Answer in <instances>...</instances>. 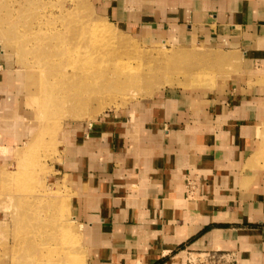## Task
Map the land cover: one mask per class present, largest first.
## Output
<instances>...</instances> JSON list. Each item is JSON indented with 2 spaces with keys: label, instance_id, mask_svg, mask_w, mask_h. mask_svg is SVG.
<instances>
[{
  "label": "crops",
  "instance_id": "0c3cea01",
  "mask_svg": "<svg viewBox=\"0 0 264 264\" xmlns=\"http://www.w3.org/2000/svg\"><path fill=\"white\" fill-rule=\"evenodd\" d=\"M99 3L123 27L180 48L233 52L241 64L211 96L172 91L148 111L90 123L73 142L63 132L85 264H186L188 251L211 248L236 264H264V0ZM7 72L0 101L12 108L13 98L1 96L12 85ZM27 124L12 125L18 145ZM188 179L196 182L191 195Z\"/></svg>",
  "mask_w": 264,
  "mask_h": 264
},
{
  "label": "rangeland",
  "instance_id": "374dc122",
  "mask_svg": "<svg viewBox=\"0 0 264 264\" xmlns=\"http://www.w3.org/2000/svg\"><path fill=\"white\" fill-rule=\"evenodd\" d=\"M99 1L0 0V73H12V81L4 82L12 85L1 96L17 104L4 107L0 101V264H19L29 254L41 256L40 264L87 263L82 226L73 218L76 188L64 131H72L73 142L90 123L108 115L126 118L148 111L172 91L211 96L239 74L241 60L235 53L203 45L180 48L149 29L123 27L102 11ZM100 29L113 31L111 39L104 40ZM68 44L78 51V64L91 68L81 74L83 84H76L78 76L74 83L68 80L70 69L58 77ZM118 64L131 71L117 72ZM27 71L35 74L32 95ZM66 94L86 99L83 115L70 117L52 108L53 102L62 105L58 96ZM105 95L110 98L99 107ZM21 120L28 123L29 134L18 145L19 135L11 129ZM261 142L264 149V137ZM195 185L188 179L189 195ZM52 214L59 236L48 224ZM64 238V249L57 253L62 260L55 261L52 249ZM185 260L235 263L229 253L213 248L188 251Z\"/></svg>",
  "mask_w": 264,
  "mask_h": 264
},
{
  "label": "bare ground",
  "instance_id": "6f19581e",
  "mask_svg": "<svg viewBox=\"0 0 264 264\" xmlns=\"http://www.w3.org/2000/svg\"><path fill=\"white\" fill-rule=\"evenodd\" d=\"M100 30L101 31H98V32L100 35L104 36L103 37L104 40H107V39L110 40L111 39V36L113 35V31H111L109 29H100ZM74 53H76L77 56ZM117 54L119 55V53H117ZM74 56H76V57H74ZM79 57L80 56L78 55V51H76V48H74L73 45H71V44L65 45L64 51H63L62 56H61V58L63 59V62H62V66L59 70L58 77H62L65 74L64 72H66L68 69H70L71 71L69 73L68 80H71V82L74 83L75 78H73V77L78 76L79 81H76V84H83L84 80H83L81 74L87 75L88 73H86V72L91 70V68L88 66H82V65L78 64ZM115 70L117 72L129 73L131 71V68H127L123 64H121V65L118 64L115 66ZM35 83H36V79H35L34 72L33 71H31V72L27 71V73H26V87H27L29 94H31V95L33 94L32 89H33V86ZM64 85H67V84L64 82ZM65 88L67 89V87H65ZM109 98H110L109 95H105V97L103 96L102 98H100L99 99V107H102V105L106 104ZM58 99H60V101L62 102V105L58 106L57 103L53 102L52 108L54 110H58L60 112H63L62 115H67L70 117H79V116L83 115V113L86 111L85 108H86L87 103H86V99H84V98L75 99L74 97L70 96V94H66V95H59ZM99 107H97V108H99ZM43 193H44V191H43ZM40 195H43V194L40 193ZM43 196L48 197L47 194H45ZM21 210L23 211V209H21ZM49 216H48L49 217L48 224H49L50 228L54 231H57V233L56 232L55 233L58 234V236L61 235L60 229L58 231L56 225H55V227H53L55 224V218L56 217L54 218L53 214L49 215ZM37 228H39V227H37ZM55 240H57V239H55ZM57 241H59L60 244H57L56 245L57 247H55V249L54 248L52 249L54 255H55V253L57 254L58 251L64 249V246L63 247H60V246L63 245V244H61L62 241L65 244L66 239L65 238L59 239ZM40 258H41V256H35V255L29 254L26 257L20 258L21 261L19 264H40V263H38ZM60 259H61V257L57 254V258H55V261H59Z\"/></svg>",
  "mask_w": 264,
  "mask_h": 264
},
{
  "label": "built area",
  "instance_id": "2783aa9c",
  "mask_svg": "<svg viewBox=\"0 0 264 264\" xmlns=\"http://www.w3.org/2000/svg\"><path fill=\"white\" fill-rule=\"evenodd\" d=\"M187 264H204V263H187ZM212 264H224V263H212ZM225 264H236V263H225Z\"/></svg>",
  "mask_w": 264,
  "mask_h": 264
}]
</instances>
